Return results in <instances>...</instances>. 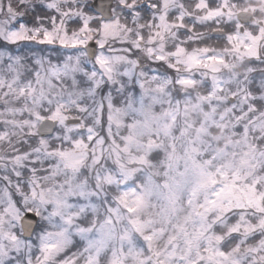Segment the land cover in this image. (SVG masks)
Segmentation results:
<instances>
[{"label": "snow or ice", "instance_id": "1", "mask_svg": "<svg viewBox=\"0 0 264 264\" xmlns=\"http://www.w3.org/2000/svg\"><path fill=\"white\" fill-rule=\"evenodd\" d=\"M0 264H264V0H0Z\"/></svg>", "mask_w": 264, "mask_h": 264}]
</instances>
